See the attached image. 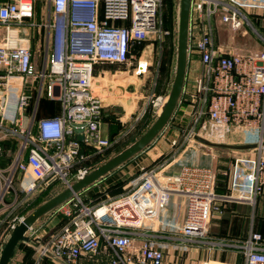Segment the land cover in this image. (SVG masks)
<instances>
[{"label":"built area","instance_id":"1","mask_svg":"<svg viewBox=\"0 0 264 264\" xmlns=\"http://www.w3.org/2000/svg\"><path fill=\"white\" fill-rule=\"evenodd\" d=\"M45 1L48 13L37 23L38 0H0V142L18 141L11 163L0 168V213L8 211L10 233L26 215L19 210L47 190L59 187L60 192L83 179L96 166L82 164L121 141L103 136V104L93 90L95 65H130L135 42L161 45L169 34L162 28V0ZM246 9L264 11V0H192L189 57L197 54L203 67L191 93L193 126L179 146L170 142L177 147L171 159L144 171L121 194L88 203L81 193L54 211L62 218L59 227L36 238L29 235L39 259L164 264L170 248L187 257L192 248L206 247L210 252L232 249L243 262L202 264H264L260 233L251 231L232 242L208 237L212 219L224 212L222 202L254 205L263 194L264 147L254 156L234 159L227 195L216 193L213 166L181 163L177 173L163 174L184 147L196 145L199 127L220 140L244 134L258 138L249 143H264V48L241 53L215 40L219 19L233 32L250 28L264 46V31ZM24 26L43 30L40 68L35 62L40 47L33 48L30 35L19 34ZM143 68L140 64L137 73ZM46 100L58 102L61 114L44 116ZM150 103L157 109L161 99L150 97ZM83 146L94 152L87 154ZM175 195L185 198L182 220L170 211Z\"/></svg>","mask_w":264,"mask_h":264},{"label":"crops","instance_id":"2","mask_svg":"<svg viewBox=\"0 0 264 264\" xmlns=\"http://www.w3.org/2000/svg\"><path fill=\"white\" fill-rule=\"evenodd\" d=\"M244 1L249 2V0ZM245 12L253 21L254 26L258 30L264 31V11L246 9ZM214 23L216 42L225 48L237 50V46L235 48L234 41L230 39L226 33H224L226 30V28L224 29V26L227 25L223 24L219 19H216ZM222 34H226L227 38H223ZM31 37L32 41L35 42V35H32ZM151 50V46L147 41L144 47L140 49L139 54H134L135 58L131 61L130 65L117 64L120 68L126 69L125 71L117 72L115 75L111 76V81L108 80L109 76L106 74L99 76V78L95 80L96 84L93 88L94 95L99 97L103 104L102 133L104 137L112 140L118 138L122 140L127 134H129V132H131V137H133L137 131L140 120L146 114V111L151 105V95L155 93L158 95V97H160V99H162L169 94L172 86V84L169 86L170 75L165 76V83L161 82L160 88L157 92L155 90V85L157 83L158 77L155 79V81H153L150 77H143L141 74L137 73L139 65L144 64L143 62L146 61L145 59L148 58L147 55L152 52ZM201 67L202 66L199 56H197V54L191 55L188 61L184 94L174 118L177 116L179 111L182 113V120L184 118L187 119L188 117L192 118L191 113L193 110V104L191 102V93L195 90L196 79L202 74ZM103 68L104 67H102V69ZM99 79H101V81ZM44 106H49V109L44 116H58L61 114V106L58 102H49L46 100L44 102ZM156 110L157 109L155 108V113ZM177 130L179 132L183 131L182 129ZM153 144L142 153L153 154V152L157 151L158 148L156 146L152 147ZM255 153L249 155L246 153H241L239 156H254ZM172 154L165 161L171 159ZM148 156L151 157V155ZM156 156L158 157L159 154ZM151 158H153V155ZM108 160H104L102 163L95 165L96 168ZM216 160L217 157L213 153H209L201 149V147L191 144L187 147H184L182 152H180L175 158V161L172 162L166 169H164L163 174L177 173L180 169L181 163H189L200 166H213ZM131 161L107 177L103 178L98 184L85 190L82 193V196L87 199L91 190L95 186H98L99 190H105L108 187L107 182L110 180L113 174L123 169ZM222 206L224 209L223 214L215 215L212 219L208 234L209 238L225 242H232L246 239L251 231L260 233L264 238V192L257 198L254 205L246 201H225L222 202ZM170 211H177L179 214V219L182 220L185 213V198L175 195L172 199ZM61 223V216L51 213L50 215L42 218L34 226V233L29 232L28 235L32 236V238H36L42 235V233L49 232L50 230L59 227ZM31 242L32 243H24V246L32 247L34 250L33 255L30 258L26 257L27 253L25 252L23 246V248L21 247L16 250L15 256L10 261V264H59L53 261L51 258L39 259L36 248L37 243L33 241ZM180 255V253L174 252L173 248H170L166 254L164 264H202L206 261L218 263L243 262V256L237 252H234L232 249L226 251L215 250L210 252L206 247L192 248L190 254L187 257ZM180 261L182 262L180 263Z\"/></svg>","mask_w":264,"mask_h":264},{"label":"rangeland","instance_id":"3","mask_svg":"<svg viewBox=\"0 0 264 264\" xmlns=\"http://www.w3.org/2000/svg\"><path fill=\"white\" fill-rule=\"evenodd\" d=\"M173 2V20H172V26L174 30V36L172 39L173 47L174 50L170 61L169 59V48L162 51V47L160 44L154 42L153 40H149V45L151 46V51L143 63V70L144 72H141L140 74L144 77H150L153 81L157 78V83L155 85V90L158 91L160 88L161 82L165 83V75L166 72H162L160 74V65H161V60L162 58H166V60L169 62L167 63L166 61V69H168V76H169V86H171L172 81L174 79V74H175V65H176V52H177V42H178V24H177V18H178V5H179V0H170ZM163 2V0H162ZM163 8V7H162ZM166 5H165V8ZM165 11V10H164ZM48 13V7L46 8V1L45 0H38L37 4V16H36V21L37 23H43L44 19L46 18V14ZM226 28L225 32L230 39L234 41L235 48L237 46V51L241 53H251V52H256L258 50H262L264 48L263 43L257 38V36L254 34L250 28L244 27L240 29L237 32H233L229 29L228 26H224V29ZM19 34L21 37H28L29 35H35L36 41H35V47L40 49L35 50V62L39 68L41 67V62L43 60V47H41L42 43V34L43 30L40 29V31L33 30L28 27H18ZM244 31H248L247 34L244 33ZM226 34H222L223 38H227ZM168 52H167V51ZM198 56V55H197ZM160 63V65H159ZM146 64V65H145ZM102 67H104L102 69ZM128 67V66H126ZM159 67V68H158ZM104 70V71H103ZM126 69L120 68L117 64H98L95 67L94 70V79L96 80L99 78V76L106 74L109 76V81L112 80L113 75H115L117 72L120 71H125ZM203 70V67H201V71ZM120 75V74H118ZM163 76V77H162ZM167 76V75H166ZM101 81V79H99ZM98 83V81H97ZM96 84V83H95ZM26 86H30V81L26 84ZM158 96V95H156ZM156 96L154 94L151 95L152 100L156 99ZM44 100L47 99V96L44 95ZM43 100V101H44ZM42 104V101H41ZM45 112L44 110L40 111V116L43 115ZM182 113L181 111L178 112L177 116L173 118L171 125L166 128V130L157 138L153 144L152 147L156 146L158 149L157 151L153 152V154H146L142 153L139 156H137L135 159H133L128 165H126L123 169L117 171L113 176L110 178V180L107 182L108 184V195L112 196L111 190L115 189L116 191H124L126 190L131 183L137 179L141 174L149 169L156 168L159 165H161L176 149L177 147L171 145V141H176L178 146L182 143L184 140L186 134L189 132L190 128L193 126V119L192 118H184L182 120ZM182 129L183 131L179 132L177 128ZM147 131V130H146ZM145 131V132H146ZM144 134V133H143ZM195 135H200L204 138H207L213 142H224V143H230V144H243V143H249V142H256L258 141V138L253 135V136H245L244 134H236L232 137H228L226 140H220L214 136L208 135L201 127L197 128L195 130ZM141 136L138 134H135L131 138V132L129 136L123 140L122 144L115 149L111 155V158L114 157L115 155L118 154V152L123 151L126 149L129 145H131L133 142L138 140ZM134 141H132V140ZM197 146L201 147V149L213 153L216 157L217 160L215 164L213 165V168L216 171V193L219 194L217 189H223L225 185H227L228 180H229V175L232 170V166L234 163V159L238 157L241 153L239 152H232L228 150H221V149H210L208 147H205L203 145H199L198 143L196 144ZM149 151V150H148ZM246 154H253L255 153V150L244 152ZM263 153H264V148H263ZM159 156L157 157L156 155ZM148 155H153V158H151ZM110 158V159H111ZM153 159V160H152ZM18 187L21 188V185L18 184ZM113 188V189H112ZM99 187L95 186L90 194H89V200L95 201L97 198L93 197L92 194L98 193ZM59 192V187H55L54 189L51 190L49 198L54 196ZM100 193V192H99ZM220 195V194H219ZM40 196V195H39ZM38 196V197H39ZM82 198H85L82 196ZM35 199L32 201L34 202ZM32 202H30L28 205L25 206L26 209H30ZM23 210V209H22ZM22 210H19L20 212ZM18 211V213H20ZM8 211H2L0 213V254L2 252L3 247L5 246V243L10 235V225H9V218H8ZM257 223V222H256ZM181 256V255H180ZM185 256V255H184ZM182 261H180L181 263Z\"/></svg>","mask_w":264,"mask_h":264},{"label":"water","instance_id":"4","mask_svg":"<svg viewBox=\"0 0 264 264\" xmlns=\"http://www.w3.org/2000/svg\"><path fill=\"white\" fill-rule=\"evenodd\" d=\"M191 11L192 0H179L177 18L178 42L174 79L169 94L161 99V101H166L162 106L160 105L157 107L160 111L148 130L138 140L95 168L83 179L75 182L71 187L58 192L39 206L29 210L10 233L0 254V264H10L20 243H32L28 232L30 228L35 226L42 218L50 215L75 196L98 184L103 178L140 155L171 125L174 115L181 103L186 83L190 50L189 35ZM177 129L181 130L180 128ZM76 132L81 133L82 129H76ZM78 139L83 141L84 138L80 135ZM193 139L197 143L210 149H221L239 153L252 151L258 149L260 146L264 147V143L259 145L257 143L230 144L213 142L200 135H194Z\"/></svg>","mask_w":264,"mask_h":264},{"label":"trees","instance_id":"5","mask_svg":"<svg viewBox=\"0 0 264 264\" xmlns=\"http://www.w3.org/2000/svg\"><path fill=\"white\" fill-rule=\"evenodd\" d=\"M165 5H166L167 9H164ZM162 7H163V8H161L162 28H163V30L169 32V34L164 37V40L161 43V47H162V51L164 50V48H166V49L169 48V59H168V61H170L171 55L173 53L172 50H174L173 43H172V39H173V36H174V30H173V26H172L173 2L170 1V0H163ZM177 35H178V31H177ZM146 42L147 41L135 42L133 44V53L134 54H136V53L139 54L140 49L142 47H144ZM154 42L160 44L158 41H154ZM34 45H35V42L33 41L32 42L33 48L35 47ZM161 61L162 62H161V65H160V74H161V71H162L163 73L166 72V75H168V69H166V61H167L166 58L165 59L162 58ZM168 61H167V63H169ZM102 64H107V63H102ZM96 65H98V64H96ZM155 96H156V94H155ZM156 97H158V96H156ZM155 118H156L155 108L151 104L149 106L148 110L146 111V114L140 120L139 126H138L137 131L135 132V134L139 133V136H142L143 133H145V131L148 130V128L151 126V124L153 123ZM129 134H130V132H129ZM129 134H127L121 141L115 143L112 147L108 148L103 154L93 156L91 159H89L88 161L84 162L82 165L95 166L97 164L102 163L104 160L110 159L113 151L115 149H117V147H119L120 144H122L123 140H125L129 136ZM132 141H134V140H132ZM0 145L3 147V154L0 156V168H5L11 163V161L13 159V155L15 154V152H16V150L18 148V141L15 140V139H11V140L9 139V140H5L3 142H0ZM83 149L85 150V152L87 154L94 152V150H92L91 148H88V147H84L83 146ZM8 151H10V154L8 153ZM216 183H217V181H216ZM217 191L221 195H227L229 193V180H228L227 185H225V187L223 189H217ZM50 192H51V190H47V191L41 193L40 196L37 197L34 202H32L31 208L30 209H26L24 207V209L21 211V214H23V215L27 214V212L29 210L39 206L44 201L48 200ZM99 192L95 193V194L94 193L92 194L93 197L97 198L95 201L89 200V198H87V199H85L86 202H88V203H90V202H92V203L99 202V201L103 200L109 193L107 188L105 190H100ZM111 192H112V196H116V195L121 194L124 191H116L115 189H113V190H111ZM263 240H264V238H263ZM23 246H24V243H20L18 245L17 249H19L21 247L23 248ZM24 250L27 253L26 257H29V258L34 253V250H33L32 247L24 246Z\"/></svg>","mask_w":264,"mask_h":264},{"label":"bare ground","instance_id":"6","mask_svg":"<svg viewBox=\"0 0 264 264\" xmlns=\"http://www.w3.org/2000/svg\"><path fill=\"white\" fill-rule=\"evenodd\" d=\"M165 101H166V100L161 101V104H160V105L162 106L163 103H164ZM159 111H160V110H158V113H159Z\"/></svg>","mask_w":264,"mask_h":264}]
</instances>
